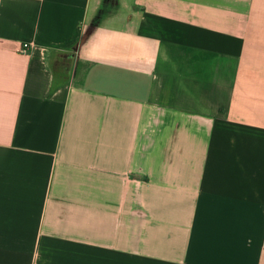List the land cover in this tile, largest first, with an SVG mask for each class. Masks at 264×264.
Returning a JSON list of instances; mask_svg holds the SVG:
<instances>
[{
	"label": "crops",
	"instance_id": "crops-1",
	"mask_svg": "<svg viewBox=\"0 0 264 264\" xmlns=\"http://www.w3.org/2000/svg\"><path fill=\"white\" fill-rule=\"evenodd\" d=\"M0 264H264V0H0Z\"/></svg>",
	"mask_w": 264,
	"mask_h": 264
},
{
	"label": "built area",
	"instance_id": "built-area-1",
	"mask_svg": "<svg viewBox=\"0 0 264 264\" xmlns=\"http://www.w3.org/2000/svg\"><path fill=\"white\" fill-rule=\"evenodd\" d=\"M29 46H30L29 42L25 41L22 43L20 50L21 51H27L29 49Z\"/></svg>",
	"mask_w": 264,
	"mask_h": 264
}]
</instances>
